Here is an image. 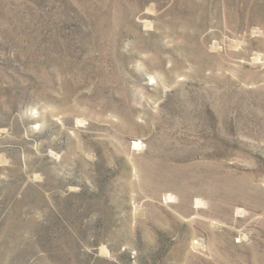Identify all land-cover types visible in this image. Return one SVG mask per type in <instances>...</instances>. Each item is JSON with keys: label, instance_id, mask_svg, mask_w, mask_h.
<instances>
[{"label": "rangeland", "instance_id": "1", "mask_svg": "<svg viewBox=\"0 0 264 264\" xmlns=\"http://www.w3.org/2000/svg\"><path fill=\"white\" fill-rule=\"evenodd\" d=\"M0 264H264V0H0Z\"/></svg>", "mask_w": 264, "mask_h": 264}]
</instances>
